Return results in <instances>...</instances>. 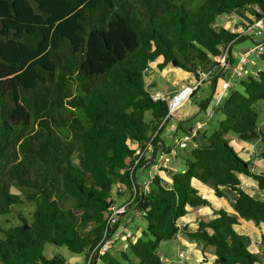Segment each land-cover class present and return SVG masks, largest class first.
Segmentation results:
<instances>
[{
	"label": "trees",
	"instance_id": "16d2710c",
	"mask_svg": "<svg viewBox=\"0 0 264 264\" xmlns=\"http://www.w3.org/2000/svg\"><path fill=\"white\" fill-rule=\"evenodd\" d=\"M187 1L0 0V215L25 201L35 207L29 219L20 215L21 224L2 230L0 264H68L59 254L46 256L48 244L87 259L107 230L115 190L135 195L129 168L136 148L168 113L167 103L151 98L157 88L147 85L150 66L162 59L161 69L213 68L237 37L216 20L264 14V0ZM230 49L214 92L239 63ZM238 86L214 110L198 146L179 155L182 166L170 172L171 181L157 177L147 195L138 194L142 235L124 243L120 257L103 255L101 264H163L161 243L178 237V222L189 209L212 206L194 181L219 198L228 197L226 188L236 199L232 212L214 208V218L188 236L213 251V264L261 262L235 227L264 225V198L248 193L241 179L256 180L264 194V172H254L252 160L226 140L260 141L264 160L256 109L264 100V72L248 74ZM209 102L201 101V112Z\"/></svg>",
	"mask_w": 264,
	"mask_h": 264
},
{
	"label": "built area",
	"instance_id": "2783aa9c",
	"mask_svg": "<svg viewBox=\"0 0 264 264\" xmlns=\"http://www.w3.org/2000/svg\"><path fill=\"white\" fill-rule=\"evenodd\" d=\"M258 11L260 14L262 13V11ZM246 15L249 19H252L251 22L248 19H242L232 29L228 28L237 37L225 49L220 59L216 61V66L210 69H197L192 74L193 81L191 83L173 92L161 89L151 90L153 101L167 103L168 113L151 139L136 148L133 164L129 168L131 175L135 179V195L122 204L116 203L109 210L106 215L107 230L102 240L90 252L88 258L85 259V264H101L100 258L112 252L118 242L137 241L138 238L129 227L130 221L126 222L125 219L132 212L136 215H143L139 212L141 204L137 202L138 194L147 195L154 180L160 177L162 173L170 175L168 159H177L182 152L198 146L197 139L200 132L208 126L214 116V110L221 105L227 92L235 88L238 82L249 74L247 69L248 56H261L264 54V42L246 49L239 63L234 65L227 74L219 79L217 85H220V88L213 93L212 109L207 111L202 119L193 123L184 117L182 111L192 102L200 89L209 87L213 79L220 73V70L227 66L230 48L242 39L244 41L250 38L253 39L255 36H264V14L262 13V16L258 17L255 14L246 12ZM235 16V13L230 16L233 17L232 21L237 18ZM202 199L208 200L205 193L202 194ZM249 250L256 255L262 254V250L254 242H250ZM179 259L182 263L186 262L187 255L184 251L179 253ZM161 261L163 263L166 262L163 257ZM204 261L207 262L206 259Z\"/></svg>",
	"mask_w": 264,
	"mask_h": 264
},
{
	"label": "rangeland",
	"instance_id": "374dc122",
	"mask_svg": "<svg viewBox=\"0 0 264 264\" xmlns=\"http://www.w3.org/2000/svg\"><path fill=\"white\" fill-rule=\"evenodd\" d=\"M197 1L198 0H188L187 3L189 5H193ZM235 14H236L237 18L234 21L231 20V19H233V17H220L216 20L215 26L217 28L227 27V28L232 29L239 20H242L245 17H246V19L250 20V22L252 21V19H249V17L246 15V13L235 12ZM261 42H264V36H255V37H253V39H251V38L246 39L245 41L239 42L233 46L232 54H233L235 59L240 61V59L244 55L246 49L254 47L256 44L261 43ZM248 59H249V63L247 65V69L249 70V74L255 75L257 73L264 72V54L261 56L249 55ZM162 62H163V60L159 59L156 62L157 64L154 63L156 65L155 68H157L161 73H157L155 71V72L148 74V77L156 82V85L158 86L157 89H161V90H166L167 88H169V90H173L175 88L178 89L184 85L189 84V81H191L193 79V75H192L193 73H187L186 71H184L180 68H174L172 65H168L164 69H161L159 64H161ZM161 74H163V75H161ZM186 77L189 78L190 80L189 81L186 80ZM147 82H148V80H147ZM218 86H220V85H218ZM235 88H239V86L236 85ZM213 89H214V81L209 85L208 88H201L200 91L193 98L192 102L185 107V109L182 112H183V114H188L189 120H193V117L196 118V114H194V113H196V112L198 113L199 110L201 113V109L199 107V104L201 103V101H204V100H207L208 98H210V102H209V105H208L206 111H210L212 109V107H213V99H212L213 98L212 97ZM256 109H257V112L259 113V123H260V125H263L264 124V100L260 101L256 104ZM202 114L205 115V112H203ZM200 117L203 118L202 115H200ZM212 118L214 119V117H212ZM147 119L148 120L150 119V114L147 115ZM222 119L223 118L220 116V117H217L216 120H222ZM210 129H211V127L206 128V130H210ZM231 137L232 138H230V139L227 138L226 141L235 150V152L238 154V156L243 157L241 150H239L236 146H234L233 138H235V136H231ZM247 143L250 144L249 148L251 149V151L254 152L253 155L256 156V157L254 156L255 157L254 160L256 158L259 160H263L259 156V154L262 150V143L260 141H255L252 143L247 142ZM191 150L192 149L184 152L183 155L184 156L189 155ZM184 156H182V157H184ZM244 156H245V154H244ZM182 157L177 158V159H168V169L171 170V172H175V171L181 169V166H182L181 158ZM249 183H250L251 187L253 188V190L257 192L256 198H259V199L264 198L263 192L260 191L259 188L257 187L256 180L252 179L249 181ZM115 191H116L115 195L117 197V203L118 204H122L131 198V195L128 192H125V193L123 192L124 194L121 191L119 192V188H117ZM213 192H214V194L210 195V202L213 204L222 205L223 200L216 196L214 190H213ZM250 192L253 193L252 190H250ZM207 193H209V189H207ZM228 193L232 194V196L235 197V195L231 191L228 190ZM229 199H232V197L231 198L229 197ZM68 206H70L69 203H68ZM34 208L35 207L32 203L25 201L24 204L15 206L13 208L11 214L0 215V238H3L2 230H6L8 228H11V227H14V226L21 224L20 215L25 216L29 219L31 217L29 215L32 213ZM227 209H229L230 211H233L232 206H228ZM128 221L129 220H127V222ZM129 227L134 231L136 237L139 238L142 235V232L146 228V221L144 220V218L140 214H137V215L135 214V217L129 223ZM262 227L264 228V225ZM245 231H247V230H245ZM250 232H252V231L250 230ZM244 235H247V234H244ZM187 236H188V233H187ZM244 239H245L246 244H248V241H247L248 238L244 237ZM123 247H124V242H118L117 245L115 246V248L113 249L112 253L114 255L120 257V252L123 249ZM186 250H187V247L180 244L176 239H174L172 241L161 243L160 254L162 255L163 258L168 260L167 263H165V264H185L186 263L185 261H184V263H182L180 261L179 253H180V251H186ZM45 254L48 257H52L55 254H59V255L63 256L65 258V260H67L68 264H85V259H86L85 256H83V255H81V256L72 255L67 250V248H65V247H56V246L51 245V244H48L46 246ZM259 256L262 260L258 264H264V252L262 254H260ZM206 257H207V262L203 261L202 263L206 262L207 264H211L214 262V253L212 250L208 251V253L206 254Z\"/></svg>",
	"mask_w": 264,
	"mask_h": 264
},
{
	"label": "crops",
	"instance_id": "0c3cea01",
	"mask_svg": "<svg viewBox=\"0 0 264 264\" xmlns=\"http://www.w3.org/2000/svg\"><path fill=\"white\" fill-rule=\"evenodd\" d=\"M237 13H240V12H237ZM244 19H246V17ZM155 64H157V63H155ZM155 64L154 65L152 64L151 67L148 69V72L146 74V78L148 80L147 85H149V86L155 85V88H157L158 86L156 85V82L148 77V74L155 72V71L157 73H161L157 68H155V66H156ZM161 75H163V74H161ZM186 80L189 81L190 79L186 77ZM192 81H193V79L191 81H189V83H191ZM206 88H208V87H206ZM219 88H220V86H218L217 89H219ZM175 90H177V88H175L173 90H169V88L166 89V91H170V92H173ZM213 92H214V90H213ZM212 97H213V93H212ZM202 113L203 112L200 113V110L198 111V113L197 112L194 113V114H196V118L193 117V120H189L188 114H184V117L188 121H191L193 123V122H196V121L202 119L200 117V115H202L204 117V114H202ZM233 143H234V146H236L239 150H241L243 159L252 160V162H253L252 169L254 172H257V173H263L264 172V160H259L257 158L254 160V158L256 156L253 155L254 152L251 151V149L249 148L250 144H248L247 142H241L238 137L233 138ZM244 154H245V156H244ZM169 171L171 172V170H169ZM160 177H163L166 181H171V173H170V175H168L166 173H162L160 175ZM241 179H242V183H243L246 191L248 193H250L252 196L256 197L257 192L253 190V188L251 187V185L249 183V181L252 180V178L242 176ZM194 186L197 188H200L202 194L205 193L208 197L207 201L210 202V195L214 194L213 189H211L210 187H208L204 184L199 183L198 181H194ZM257 187H258V185H257ZM207 189H209V193H207ZM250 190H252L253 193L250 192ZM121 191L124 192L125 190L122 189ZM223 191L228 195V197L220 198L223 200L222 205L213 204L210 202L212 206H205V207L202 206L199 208L189 209L188 214L184 218H182V220H180L178 222L180 232H179L176 240L180 244L187 247V250L184 251L187 255V259H186L185 264H205L202 262L204 261V259L207 260L206 254L208 253L209 250L203 251L202 247L198 243H196L195 240H192L189 238V236H187V233L189 234V233L196 232L198 225H199V222L208 221V220L213 219L214 215H215L214 211H213L214 208L215 209L223 208V209L230 211L229 209H227V207L232 206V202L236 199V195L233 193L235 195V197H233L232 194L228 193V189H226V188L223 189ZM229 197L230 198L232 197V199H229ZM230 212H232V211H230ZM134 217H135V214L132 212L126 217L125 220H126V222H127V220L131 221ZM262 226L263 225L257 226L252 221H242L241 224L237 225L235 228H236L238 233H240L244 237L248 238V240H247L248 241V244H247L248 248L250 247V242H254L262 250V253H263L264 250L261 246V242H262L261 239H262V236L264 235V228ZM245 230H247V231H245ZM250 230L252 232H250ZM244 234H247V235H244ZM124 246H127V244H124ZM167 261L168 260H166V262H164L163 264L167 263ZM211 264H213V263H211Z\"/></svg>",
	"mask_w": 264,
	"mask_h": 264
}]
</instances>
